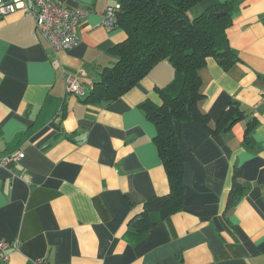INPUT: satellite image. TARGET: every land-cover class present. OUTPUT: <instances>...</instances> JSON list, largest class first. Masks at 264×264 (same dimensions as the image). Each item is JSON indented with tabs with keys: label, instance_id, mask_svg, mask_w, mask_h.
Segmentation results:
<instances>
[{
	"label": "crops",
	"instance_id": "1",
	"mask_svg": "<svg viewBox=\"0 0 264 264\" xmlns=\"http://www.w3.org/2000/svg\"><path fill=\"white\" fill-rule=\"evenodd\" d=\"M53 1L89 11L76 28L79 44L67 51L37 33L27 8L0 13V160L25 154L0 166L5 264H264V0H241L228 29L238 62L225 70L209 58L201 69L208 127L175 123L182 208L152 214L155 225L141 239L130 236V222L171 191L157 128L142 106L161 105L175 68L161 61L121 98L88 102L127 35L101 24L113 0ZM226 1L207 0L198 12ZM81 71L84 95L67 93L66 75ZM232 106L242 116L226 130Z\"/></svg>",
	"mask_w": 264,
	"mask_h": 264
},
{
	"label": "trees",
	"instance_id": "2",
	"mask_svg": "<svg viewBox=\"0 0 264 264\" xmlns=\"http://www.w3.org/2000/svg\"><path fill=\"white\" fill-rule=\"evenodd\" d=\"M116 1L122 8L115 29L121 28L127 37L112 48L117 62L103 70L101 79L85 100L102 105L121 98L164 60L171 62L176 71L173 83L160 90L161 105L142 106L157 128L155 143L171 191L167 196L150 198L143 211L130 222V236L141 239L155 225L152 214L166 217L182 208L184 159L175 123L196 121L208 127V116L200 109L203 98L200 71L209 58L225 70L238 62L227 32L241 0H227L204 12H198V7L207 0ZM241 116L242 112L232 106L223 115V125L229 121L226 130ZM234 197L233 193V203L239 195Z\"/></svg>",
	"mask_w": 264,
	"mask_h": 264
},
{
	"label": "built area",
	"instance_id": "3",
	"mask_svg": "<svg viewBox=\"0 0 264 264\" xmlns=\"http://www.w3.org/2000/svg\"><path fill=\"white\" fill-rule=\"evenodd\" d=\"M21 8H27V12L36 22L37 33L45 39L55 52L67 51L80 42L76 33L81 18L88 14L85 9L65 8L53 0H33L30 7H25L21 0H13L0 8V13L5 15L16 12ZM121 4L113 0L102 16V26L112 31L118 21V14L121 11ZM81 71L78 75L68 73L66 75L67 93L83 96L84 92L79 82V77L84 76ZM25 154L19 153L0 160V166L11 161H20ZM11 244L5 241L0 242V264H5L10 260L8 250ZM31 264H50L44 258L33 260Z\"/></svg>",
	"mask_w": 264,
	"mask_h": 264
}]
</instances>
